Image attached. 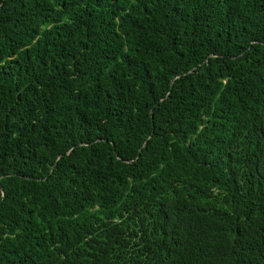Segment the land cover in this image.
<instances>
[{
    "label": "trees",
    "instance_id": "obj_1",
    "mask_svg": "<svg viewBox=\"0 0 264 264\" xmlns=\"http://www.w3.org/2000/svg\"><path fill=\"white\" fill-rule=\"evenodd\" d=\"M0 264H264V0H0Z\"/></svg>",
    "mask_w": 264,
    "mask_h": 264
}]
</instances>
